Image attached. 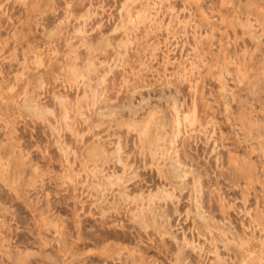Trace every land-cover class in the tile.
<instances>
[{
  "label": "rangeland",
  "instance_id": "1",
  "mask_svg": "<svg viewBox=\"0 0 264 264\" xmlns=\"http://www.w3.org/2000/svg\"><path fill=\"white\" fill-rule=\"evenodd\" d=\"M0 264H264V0H0Z\"/></svg>",
  "mask_w": 264,
  "mask_h": 264
}]
</instances>
